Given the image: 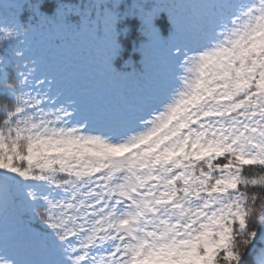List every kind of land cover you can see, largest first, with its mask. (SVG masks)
Here are the masks:
<instances>
[{"label":"snow or ice","instance_id":"snow-or-ice-1","mask_svg":"<svg viewBox=\"0 0 264 264\" xmlns=\"http://www.w3.org/2000/svg\"><path fill=\"white\" fill-rule=\"evenodd\" d=\"M85 30L118 103L38 43ZM0 264H264V0H0Z\"/></svg>","mask_w":264,"mask_h":264},{"label":"rangeland","instance_id":"rangeland-1","mask_svg":"<svg viewBox=\"0 0 264 264\" xmlns=\"http://www.w3.org/2000/svg\"><path fill=\"white\" fill-rule=\"evenodd\" d=\"M57 44L55 40H40L38 43L49 57L52 67L61 70L84 86L104 76L103 60L107 44L88 31L67 35Z\"/></svg>","mask_w":264,"mask_h":264},{"label":"trees","instance_id":"trees-1","mask_svg":"<svg viewBox=\"0 0 264 264\" xmlns=\"http://www.w3.org/2000/svg\"><path fill=\"white\" fill-rule=\"evenodd\" d=\"M130 2V0H129ZM47 14L51 15L54 11V4L53 3H46L43 9ZM27 14H25L26 18ZM72 20L78 21L77 17H73ZM140 21L135 18H128L122 23L117 25V30L120 31L123 27L129 26L131 31L127 36L121 35L118 37V42L121 44L123 48V52L120 57H118L114 64L117 69H121L124 61L131 58L133 61L136 62L137 66H139V60L140 56L138 53H135L133 51L134 46H138L143 40L146 38L141 36L139 32L140 27ZM156 24L158 27H160L164 33V35H167L168 33V23L167 18L164 14L161 15V17L156 21ZM150 55L153 57L156 70L162 71L163 70V60H164V50L163 48H154L151 50ZM106 75H104L103 78L99 79L97 83L92 84L90 87H95L97 85H103V87H100L97 89V99L98 100H105V102H111V103H118L119 101V94L116 93L114 90H112L110 87L106 85ZM123 87H126L127 89L131 90L134 88V85H125Z\"/></svg>","mask_w":264,"mask_h":264}]
</instances>
